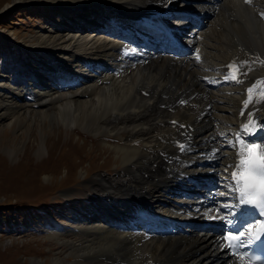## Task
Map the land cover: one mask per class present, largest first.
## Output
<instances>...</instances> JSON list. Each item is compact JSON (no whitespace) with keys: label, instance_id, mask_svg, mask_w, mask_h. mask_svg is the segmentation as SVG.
Wrapping results in <instances>:
<instances>
[{"label":"bare ground","instance_id":"obj_1","mask_svg":"<svg viewBox=\"0 0 264 264\" xmlns=\"http://www.w3.org/2000/svg\"><path fill=\"white\" fill-rule=\"evenodd\" d=\"M22 1L49 4L61 12H101L100 16L109 12L125 27L106 33L93 21L84 31L42 36V41L49 40L51 47L60 51L57 69L70 67V73L86 80L81 86L57 88L53 93L43 84L35 92L40 97L37 108L24 110L31 117L51 116L65 128L119 137L111 148L121 170L131 174L119 183L115 181L120 176L115 181L99 178L103 190L117 195L120 205L113 212L90 214L81 230L84 236L90 233L92 237L74 247L85 255L88 251L87 258H76L73 264H240L238 258L226 255L216 235L196 230L186 235L171 222L189 215L185 210L181 214L183 207L179 205L192 198L186 196L193 189L189 177L211 170L216 176L231 172L238 159V134L242 139L238 124L254 115L264 116V96L259 98L261 87L257 89V82L263 85L260 80L264 77V0L212 3L207 26L194 35L195 52L184 60L153 55L151 48L142 52L144 57L134 59L127 50L143 26L139 18L146 7L173 0ZM114 21L103 17L107 24ZM149 31L155 33L152 28ZM83 58L91 69L87 73L79 71ZM230 64L236 66L234 84L207 88L202 79L224 74ZM250 86L253 91L248 94ZM250 95L247 108L241 110ZM49 101L55 104L53 112L46 108ZM4 105L2 119L9 111V105ZM18 117H12L7 125ZM124 195L132 200L127 201ZM145 214L149 224L144 221ZM132 215L138 216V221H129ZM217 215L220 219L219 212ZM167 226L174 229L172 234L164 233ZM66 262L57 258L54 264Z\"/></svg>","mask_w":264,"mask_h":264},{"label":"rangeland","instance_id":"obj_2","mask_svg":"<svg viewBox=\"0 0 264 264\" xmlns=\"http://www.w3.org/2000/svg\"><path fill=\"white\" fill-rule=\"evenodd\" d=\"M49 7L0 0V99L9 105L5 118L0 117V264H54L57 258L73 264L76 258L86 259L88 251L85 255L74 248L92 237L84 236L81 227L90 214L113 212L120 205L117 195L103 190L99 178L122 177L117 183L131 178L121 170L111 148L119 137L94 136L58 125L51 116L35 118L24 112L27 107L37 108L38 87L53 93L56 86L72 89L86 80L70 73V67L57 69L60 51L49 40L42 41V36L84 31L87 24L101 23L103 17L118 19L105 11L100 16L101 12L87 15ZM101 25L108 28L106 23ZM78 64L80 73L91 70L84 58ZM70 81L76 83L68 87ZM4 104L0 103V114ZM46 108L53 112V101ZM14 117L18 119L7 125ZM42 144L44 150L38 153ZM123 198L132 200L127 195Z\"/></svg>","mask_w":264,"mask_h":264},{"label":"snow or ice","instance_id":"obj_3","mask_svg":"<svg viewBox=\"0 0 264 264\" xmlns=\"http://www.w3.org/2000/svg\"><path fill=\"white\" fill-rule=\"evenodd\" d=\"M245 2L247 3L248 0H245ZM197 59H199V56H197ZM228 68L234 69V65L230 64L228 65ZM225 79L237 80V76L233 72H230L229 75L225 76ZM252 91L253 89H248L250 94ZM250 100L251 95L249 96V100L245 101V108H247ZM181 103L184 102L182 101ZM173 123L175 124L176 122L173 121ZM251 123L252 121L250 119L249 124L243 125V129L247 130ZM181 127H183V125H181ZM249 134L252 135L253 133L250 132ZM238 143V159L236 164L232 166L233 170L230 172L229 189L232 192L238 193L239 204L228 205V207L251 205L259 209V214L264 216V144L245 142L243 139H240L239 134ZM180 147L183 150V145ZM261 228H264V223L261 224ZM247 231L248 230L245 229L236 236L229 235L228 239L230 241L234 240L235 243L227 244L226 246L236 248L243 246L241 238ZM256 239H260V236H257ZM251 242V240L248 241V243ZM234 255L239 256L240 264H244L247 259L243 254L234 253ZM252 264H255V262L253 261Z\"/></svg>","mask_w":264,"mask_h":264},{"label":"trees","instance_id":"obj_4","mask_svg":"<svg viewBox=\"0 0 264 264\" xmlns=\"http://www.w3.org/2000/svg\"><path fill=\"white\" fill-rule=\"evenodd\" d=\"M30 204V203H29ZM35 216H33L31 219H33Z\"/></svg>","mask_w":264,"mask_h":264}]
</instances>
